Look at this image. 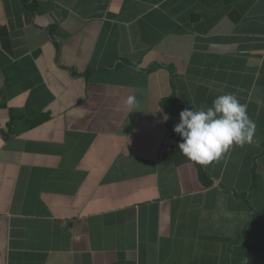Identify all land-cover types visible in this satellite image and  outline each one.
<instances>
[{"label": "crops", "instance_id": "obj_1", "mask_svg": "<svg viewBox=\"0 0 264 264\" xmlns=\"http://www.w3.org/2000/svg\"><path fill=\"white\" fill-rule=\"evenodd\" d=\"M224 93L253 142L203 166ZM0 264H264V0H0Z\"/></svg>", "mask_w": 264, "mask_h": 264}, {"label": "clouds", "instance_id": "obj_2", "mask_svg": "<svg viewBox=\"0 0 264 264\" xmlns=\"http://www.w3.org/2000/svg\"><path fill=\"white\" fill-rule=\"evenodd\" d=\"M136 103L135 96L125 101L128 107ZM174 126L181 141L178 149L191 161L207 166L220 160L233 146L253 142L255 123L247 114V104L234 93L218 95L211 106L185 108Z\"/></svg>", "mask_w": 264, "mask_h": 264}, {"label": "trees", "instance_id": "obj_3", "mask_svg": "<svg viewBox=\"0 0 264 264\" xmlns=\"http://www.w3.org/2000/svg\"><path fill=\"white\" fill-rule=\"evenodd\" d=\"M174 99H176V98H166V99H164L163 100V106L165 107V108H169L171 111H173L174 113L175 112H177V109L175 108V109H173L172 110V107H173V103H172V101L174 100Z\"/></svg>", "mask_w": 264, "mask_h": 264}, {"label": "built area", "instance_id": "obj_4", "mask_svg": "<svg viewBox=\"0 0 264 264\" xmlns=\"http://www.w3.org/2000/svg\"><path fill=\"white\" fill-rule=\"evenodd\" d=\"M170 149H171V147H168V148H167V150H170Z\"/></svg>", "mask_w": 264, "mask_h": 264}]
</instances>
